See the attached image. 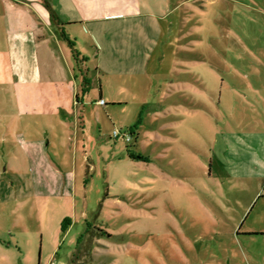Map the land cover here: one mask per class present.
Returning <instances> with one entry per match:
<instances>
[{
    "label": "rangeland",
    "instance_id": "374dc122",
    "mask_svg": "<svg viewBox=\"0 0 264 264\" xmlns=\"http://www.w3.org/2000/svg\"><path fill=\"white\" fill-rule=\"evenodd\" d=\"M127 8L135 17H106ZM98 10L105 32L119 36L99 48L105 65L126 42L148 51L150 72L169 71L181 54L198 76L197 107L181 100L160 112L167 76L97 75L89 63L78 71L91 78L81 121L76 130L73 118L71 128L54 121V164L34 170L8 136L10 96L0 89V264H264V236L245 233L264 227L260 205L242 217L249 195L211 167V138L232 116L223 106L235 88L233 118L263 121L264 90L254 83L264 85V0H100ZM118 99L127 104L112 105ZM43 129L26 137L46 136ZM84 234L91 245L77 253Z\"/></svg>",
    "mask_w": 264,
    "mask_h": 264
},
{
    "label": "crops",
    "instance_id": "0c3cea01",
    "mask_svg": "<svg viewBox=\"0 0 264 264\" xmlns=\"http://www.w3.org/2000/svg\"><path fill=\"white\" fill-rule=\"evenodd\" d=\"M99 3L100 0H58L57 4L53 1V9L63 22L67 36L77 44L80 43L85 50V57L79 53L78 58H75L69 45L66 43L65 46L60 28L50 19L43 0H0V89L10 96L9 114L4 116V120L8 119V136L17 141L25 157L35 166L34 170L39 165L54 164L49 157V132L55 130L56 126L71 128L72 118L75 124L81 121L77 96L81 95L83 80L78 71L81 72L82 68L90 71L87 68L89 63L95 62L94 72L97 75H134L138 72L143 76H167L163 78L167 88H164L160 112H166L170 107L179 108L181 100L185 106L197 107L198 76L192 71L190 60L182 59L181 54L173 59L169 71L161 74L159 70L150 72L147 70L148 51L144 52L139 42H126L119 47L115 45L116 55L112 57L115 63L105 65L103 52L100 53L99 48L105 50L107 44H116L119 36L113 30L108 35L109 32H105L104 27L98 23L97 14L101 12L98 10ZM141 15L144 17L146 14ZM141 15L136 14V17ZM109 16L135 17L129 8L125 12L115 11L106 17ZM124 26L120 22L111 29ZM83 58L87 61H82ZM136 58H140V61H133ZM142 58L147 60L146 63ZM255 75L259 76V73ZM258 81L254 83L255 88L264 90L263 83ZM99 82L102 80L99 79ZM114 83L117 84L118 92L125 90L124 81L117 79ZM234 92L229 104L222 105L224 111L232 116L227 115L221 120L222 128L215 130L211 138V167L229 182L241 184L242 191L249 195L242 217L254 202L251 211L260 205L262 210L258 213L264 216V111L263 121L251 119L243 113L240 114L243 117L233 118L237 102L241 99L236 88ZM99 96L105 100L102 90ZM115 102L112 105L127 104L122 99ZM216 122L220 121L217 119ZM42 127L46 136H40V133L38 136L26 137L29 131L34 133ZM245 233L264 236V227Z\"/></svg>",
    "mask_w": 264,
    "mask_h": 264
},
{
    "label": "trees",
    "instance_id": "16d2710c",
    "mask_svg": "<svg viewBox=\"0 0 264 264\" xmlns=\"http://www.w3.org/2000/svg\"><path fill=\"white\" fill-rule=\"evenodd\" d=\"M43 5L46 8V10L48 11L50 19L54 22V24L56 26H58L60 28L61 37L64 39V41H66L68 43L69 47L71 48V50L73 52L74 57L78 58L79 53L77 52V50L75 48V44L71 40H69L67 34L65 33V30L63 29V25H64L63 22H61L57 13L55 12L53 7L51 6V4L47 0H43ZM82 61H87V59L83 58ZM89 91H90V79L83 76V82H82V86H81V94H87V93H89ZM80 99H81L80 95L77 96V100L80 101ZM139 124H140V122H139ZM134 129H136V128H134ZM130 156L133 157V154L130 153ZM141 158L144 159V157H141ZM69 225H70V222L68 220H65L63 223V227H62L63 230L65 231ZM99 231L103 235L107 234L103 230H99ZM87 236L84 234V235H81L80 238L78 239V251H77V253L78 252L80 253L84 250L87 251L89 249L88 247H90L91 244L88 242H85ZM74 256L77 258L76 260L80 259L79 256L77 257V254H74ZM70 264H74V261H71Z\"/></svg>",
    "mask_w": 264,
    "mask_h": 264
},
{
    "label": "built area",
    "instance_id": "2783aa9c",
    "mask_svg": "<svg viewBox=\"0 0 264 264\" xmlns=\"http://www.w3.org/2000/svg\"><path fill=\"white\" fill-rule=\"evenodd\" d=\"M99 103L101 104V105H105V102H104V100L103 99H100L99 100ZM118 135H119V133H117L116 131H114V137H118Z\"/></svg>",
    "mask_w": 264,
    "mask_h": 264
}]
</instances>
